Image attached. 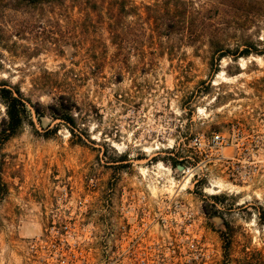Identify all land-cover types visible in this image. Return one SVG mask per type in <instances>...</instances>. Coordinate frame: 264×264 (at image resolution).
<instances>
[{"label": "rangeland", "instance_id": "1", "mask_svg": "<svg viewBox=\"0 0 264 264\" xmlns=\"http://www.w3.org/2000/svg\"><path fill=\"white\" fill-rule=\"evenodd\" d=\"M163 1L113 34L107 0H0V86L34 119L0 149V264H264V12L186 0L190 43Z\"/></svg>", "mask_w": 264, "mask_h": 264}, {"label": "trees", "instance_id": "2", "mask_svg": "<svg viewBox=\"0 0 264 264\" xmlns=\"http://www.w3.org/2000/svg\"><path fill=\"white\" fill-rule=\"evenodd\" d=\"M30 3L46 2L48 4H63L66 0H25ZM86 3H92L93 0H85ZM111 7L110 17L112 22L110 24L113 34L118 33L120 16L128 13L132 7V0H107ZM95 4V3H94ZM190 4L186 0H164L160 6V16L166 26L167 34L176 32H185L190 43L200 41L203 26V20L200 19L201 12L196 11L197 17H192L190 12ZM223 11L229 14L231 22L239 23L242 20H248L251 17L261 15L264 12V0H221ZM211 32V33H210ZM209 46L212 53V64L220 57L225 56L223 46L216 39V29L210 30ZM245 48L239 55H248L250 52ZM0 101L5 106V116L0 121V149L10 139L15 137L25 124H33V113L29 109L27 100L22 96L20 90H12L7 87L0 86ZM36 116H41L40 106H34ZM54 113L60 111L56 107H52ZM72 121L69 116L64 117ZM4 184L0 176V191L3 193Z\"/></svg>", "mask_w": 264, "mask_h": 264}, {"label": "built area", "instance_id": "3", "mask_svg": "<svg viewBox=\"0 0 264 264\" xmlns=\"http://www.w3.org/2000/svg\"><path fill=\"white\" fill-rule=\"evenodd\" d=\"M198 139L197 137L195 138ZM210 142L214 146H225L229 143V138L226 134L221 132H214L211 136Z\"/></svg>", "mask_w": 264, "mask_h": 264}]
</instances>
